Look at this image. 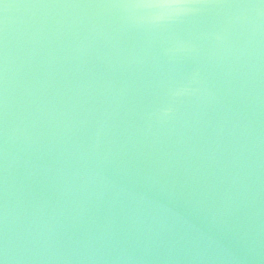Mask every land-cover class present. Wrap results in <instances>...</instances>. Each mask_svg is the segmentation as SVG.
I'll list each match as a JSON object with an SVG mask.
<instances>
[{
    "label": "water",
    "instance_id": "water-1",
    "mask_svg": "<svg viewBox=\"0 0 264 264\" xmlns=\"http://www.w3.org/2000/svg\"><path fill=\"white\" fill-rule=\"evenodd\" d=\"M0 261L264 264V0H0Z\"/></svg>",
    "mask_w": 264,
    "mask_h": 264
},
{
    "label": "clouds",
    "instance_id": "clouds-1",
    "mask_svg": "<svg viewBox=\"0 0 264 264\" xmlns=\"http://www.w3.org/2000/svg\"><path fill=\"white\" fill-rule=\"evenodd\" d=\"M161 7H167L168 5H166V4H162V5H160Z\"/></svg>",
    "mask_w": 264,
    "mask_h": 264
},
{
    "label": "snow or ice",
    "instance_id": "snow-or-ice-1",
    "mask_svg": "<svg viewBox=\"0 0 264 264\" xmlns=\"http://www.w3.org/2000/svg\"><path fill=\"white\" fill-rule=\"evenodd\" d=\"M0 264H3V262H2V261H0Z\"/></svg>",
    "mask_w": 264,
    "mask_h": 264
}]
</instances>
